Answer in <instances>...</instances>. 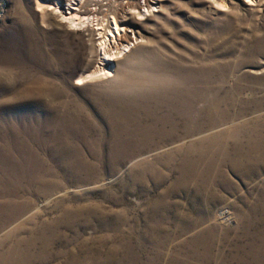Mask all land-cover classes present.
I'll return each mask as SVG.
<instances>
[{"label":"rangeland","instance_id":"374dc122","mask_svg":"<svg viewBox=\"0 0 264 264\" xmlns=\"http://www.w3.org/2000/svg\"><path fill=\"white\" fill-rule=\"evenodd\" d=\"M225 1L142 9L77 85L97 28L0 0V264H264V0Z\"/></svg>","mask_w":264,"mask_h":264},{"label":"bare ground","instance_id":"6f19581e","mask_svg":"<svg viewBox=\"0 0 264 264\" xmlns=\"http://www.w3.org/2000/svg\"><path fill=\"white\" fill-rule=\"evenodd\" d=\"M65 1L67 2V5L65 6L61 4L60 0H50L49 3H51V5H48L49 7H53L52 10L56 11L57 13H61L59 19H61L62 17V24L67 25L70 31L79 30L80 27L84 25L89 26V28H97V33L99 36V39L97 40L98 45L96 46L98 66L95 67L93 71L85 72L84 74L77 77V85H82L86 82L90 83L91 81L96 83L109 81H115L116 83L122 82L123 76L121 73V69L123 70V67L128 65L131 58L135 56V52V54H131L129 52L132 51V49L135 47V44L137 45L138 40V38L135 37L134 41H136V43L132 41L130 43L127 42V44L123 43V41L125 42L128 39V32L130 31V29H132L127 22L129 21V18L137 16L144 17L146 16V13H153L154 9L160 7L155 5L159 4V2H162V0H152V4H150V0H143L145 2L144 6H142V4L140 3L141 0H130L132 1V3H129V13L128 16H126V20H122L121 17H118L117 15H115V13L110 15H102V12L99 11L104 6L99 4L98 1L94 5L95 8H99L98 10L93 8H90L88 10L84 8L83 6L87 0ZM72 1H75V3H72ZM248 1L254 2V0ZM91 2H94V0ZM213 2L216 5L218 11L230 9L225 0H213ZM47 3L48 2L42 3L41 1H38V8H40L41 10L44 9V6L47 8ZM142 9L145 10V14L144 12H141ZM131 31L133 33L135 32V30L133 29ZM125 53L126 55L130 54L128 57L125 56L126 60L119 59L121 58L119 56ZM114 64H117V67L119 66L117 71H114Z\"/></svg>","mask_w":264,"mask_h":264}]
</instances>
